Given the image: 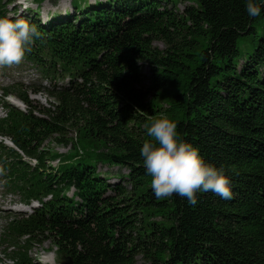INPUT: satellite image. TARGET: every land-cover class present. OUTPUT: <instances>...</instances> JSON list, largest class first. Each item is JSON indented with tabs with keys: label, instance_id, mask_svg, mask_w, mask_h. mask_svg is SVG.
Masks as SVG:
<instances>
[{
	"label": "trees",
	"instance_id": "1",
	"mask_svg": "<svg viewBox=\"0 0 264 264\" xmlns=\"http://www.w3.org/2000/svg\"><path fill=\"white\" fill-rule=\"evenodd\" d=\"M12 2L0 0V17L37 27L24 60L52 81L47 106L3 88L26 105L0 117L14 145L0 144L3 186L40 202L7 217L0 243L15 264H40L30 250L45 241L55 264H264V0L256 17L247 0H72V13L43 21ZM159 118L223 169L231 199L154 195L140 150ZM71 132L73 150L52 166L45 142Z\"/></svg>",
	"mask_w": 264,
	"mask_h": 264
},
{
	"label": "clouds",
	"instance_id": "2",
	"mask_svg": "<svg viewBox=\"0 0 264 264\" xmlns=\"http://www.w3.org/2000/svg\"><path fill=\"white\" fill-rule=\"evenodd\" d=\"M18 3L28 7V0ZM246 11L256 17L261 8L254 0H247ZM40 35L37 27L22 17H0V68L20 64ZM146 128L151 139L143 143L140 152L157 198L176 194L193 205L200 191H211L222 199L232 198L230 180L223 169L206 163L197 148L178 138L174 122L159 118Z\"/></svg>",
	"mask_w": 264,
	"mask_h": 264
},
{
	"label": "rangeland",
	"instance_id": "3",
	"mask_svg": "<svg viewBox=\"0 0 264 264\" xmlns=\"http://www.w3.org/2000/svg\"><path fill=\"white\" fill-rule=\"evenodd\" d=\"M84 1L92 3L94 0H84ZM80 2L83 3V0H80ZM184 4L185 2L180 1L178 2L177 7L179 9H183ZM8 7L10 8V11H14L15 9L16 13L20 15L27 13V10H25L24 5L18 3V0H13V2L9 4ZM36 7L38 8V10L41 11L40 14H38V18H40L42 21L45 18L50 17L52 15H58V14L63 15L66 12H70V13L73 12L72 0H43L42 2H40L38 6L35 0H28V7H27L28 9H32ZM157 44L162 46L161 43H157ZM239 44L244 49L245 47L244 44L242 43ZM143 71L147 73L146 69H144ZM13 82H20L21 87L20 85L19 87L27 91L29 97L33 99L34 103H39L41 105L47 106L49 101H52L49 99L48 94L44 93L43 91H39L37 93L31 92L32 88L41 87V85L39 86L38 83L43 84L45 82H44V78H41L38 72L29 63L21 62L18 65H13L10 67L6 66L5 68L4 67L0 68V87L10 85ZM147 85H149L148 79L144 80L143 82L144 87H146ZM172 86H175V83L170 87ZM170 87L169 89L171 90L172 88ZM14 97L16 99L10 98V102H12L13 99L17 100V97L16 96ZM161 97L159 96L157 104L160 107H164L165 109L169 108L170 105L167 102V100L164 98L161 99ZM74 135L75 134L73 132L69 134L70 141L68 143L57 142L54 139L45 142V146L48 148V151L50 153H54L58 155L56 156V158L50 159L49 163L52 166L60 164L63 161V159H65L64 155L65 154L67 155L71 150H73L72 146H73V142H75ZM75 146L78 145L76 144ZM77 151L80 153L82 152L80 148H78ZM97 169L100 171H104L106 169V165L98 164ZM70 192L71 190L68 192V194H70ZM12 199L13 197L11 195H6L4 193L3 188L0 187V234L2 232V226L4 224V217L9 213L10 210H13L11 208L15 205L14 203H11ZM1 248H5V244H3ZM30 254L41 264H55V262H57V259L55 258V246H53L49 241H45L42 244H34L30 250ZM9 260L10 258L0 250V264H7ZM135 264H150V263L143 260L141 257H138Z\"/></svg>",
	"mask_w": 264,
	"mask_h": 264
},
{
	"label": "bare ground",
	"instance_id": "4",
	"mask_svg": "<svg viewBox=\"0 0 264 264\" xmlns=\"http://www.w3.org/2000/svg\"><path fill=\"white\" fill-rule=\"evenodd\" d=\"M12 103L14 104V105H16V106H19V107H22V103H20L19 101H17V100H12Z\"/></svg>",
	"mask_w": 264,
	"mask_h": 264
},
{
	"label": "water",
	"instance_id": "5",
	"mask_svg": "<svg viewBox=\"0 0 264 264\" xmlns=\"http://www.w3.org/2000/svg\"><path fill=\"white\" fill-rule=\"evenodd\" d=\"M66 263H68V262H66Z\"/></svg>",
	"mask_w": 264,
	"mask_h": 264
}]
</instances>
